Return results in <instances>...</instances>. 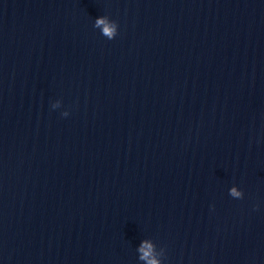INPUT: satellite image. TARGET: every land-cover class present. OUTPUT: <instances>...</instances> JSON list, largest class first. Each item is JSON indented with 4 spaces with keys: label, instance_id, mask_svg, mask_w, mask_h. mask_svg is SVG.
<instances>
[{
    "label": "clouds",
    "instance_id": "1",
    "mask_svg": "<svg viewBox=\"0 0 264 264\" xmlns=\"http://www.w3.org/2000/svg\"><path fill=\"white\" fill-rule=\"evenodd\" d=\"M94 27L101 29V33L104 37L109 40L114 39L118 34V24L116 21L110 20L108 16H100L95 19ZM55 107V106H54ZM68 112H63V116H68ZM230 195L233 197L242 198L241 192H238L235 187L230 189ZM138 252L141 253L139 256L140 260H146L147 264H160V262L154 257L149 259L152 256V245L147 241H142L141 245L138 248Z\"/></svg>",
    "mask_w": 264,
    "mask_h": 264
}]
</instances>
